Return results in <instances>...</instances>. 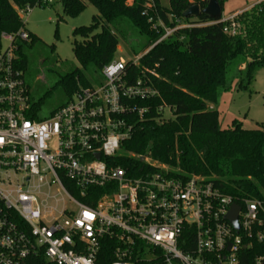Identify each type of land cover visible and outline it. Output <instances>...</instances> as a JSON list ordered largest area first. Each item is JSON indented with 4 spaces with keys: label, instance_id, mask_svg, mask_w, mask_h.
Returning a JSON list of instances; mask_svg holds the SVG:
<instances>
[{
    "label": "built area",
    "instance_id": "obj_1",
    "mask_svg": "<svg viewBox=\"0 0 264 264\" xmlns=\"http://www.w3.org/2000/svg\"><path fill=\"white\" fill-rule=\"evenodd\" d=\"M13 6L21 20L31 9ZM242 11L204 24L224 23L235 35ZM142 14L163 35L132 58L105 64L99 84L79 86L41 120L32 115L17 55L29 32H0V264H264L262 189L261 197L226 193L211 178L171 175L146 156L139 169L117 163L158 95L151 80L158 74L140 66L142 56L194 25H166L153 0ZM233 204L238 227L226 218Z\"/></svg>",
    "mask_w": 264,
    "mask_h": 264
},
{
    "label": "trees",
    "instance_id": "obj_2",
    "mask_svg": "<svg viewBox=\"0 0 264 264\" xmlns=\"http://www.w3.org/2000/svg\"><path fill=\"white\" fill-rule=\"evenodd\" d=\"M58 1L64 16H76L86 7L83 0ZM153 1L166 25L174 26L176 20L194 25L175 30L142 56L140 66L153 68L158 74L151 77L158 95L149 100V111L137 122L131 137L122 142V156L117 163L129 171L139 169L143 165L139 157L146 156L169 166L171 175L205 176L226 193L261 197L264 124L248 129L233 120L229 127H222L216 106L225 92L247 87L257 68L264 65V0L237 15L240 31L235 35L223 31L224 23L204 24L217 20L206 14L183 17V11L191 4L203 8L208 0H169L168 6H163L160 0ZM218 1L222 7L224 0ZM87 2L98 14L89 25L73 29V34L82 38L74 41L72 50L83 68L101 72L114 59L119 44L117 24L122 19L146 38L136 54L164 33L161 28L152 29L147 16L142 14L145 0ZM47 4L42 0H0V32L16 31L23 26L13 5L33 8ZM37 40V36L29 33L28 41L18 42V62L23 70L28 61L21 47ZM56 85L66 93L67 102L79 86H90L78 69L61 76ZM42 101L43 97L32 101V115L38 120L50 117L67 103L42 114L39 113ZM145 103L139 101L140 105ZM159 106L171 110L173 116L165 118L158 111ZM40 263L54 264L43 259Z\"/></svg>",
    "mask_w": 264,
    "mask_h": 264
},
{
    "label": "rangeland",
    "instance_id": "obj_3",
    "mask_svg": "<svg viewBox=\"0 0 264 264\" xmlns=\"http://www.w3.org/2000/svg\"><path fill=\"white\" fill-rule=\"evenodd\" d=\"M83 1L86 4L85 9L72 17L64 16L62 5L58 0H50L44 6H34L22 15L23 28L38 37V40L32 44H23L21 52L28 61L26 69L23 70V76L31 100L37 102L43 97L39 113L45 114L67 102L66 93L59 85H56L61 76L78 69L90 85L99 84L102 80L101 72L94 71L91 67L83 68L74 57L72 50L74 41L82 40L81 36L73 34V29L89 25L92 17L98 14L93 5L87 0ZM261 1L224 0L222 15L229 16L238 12L239 9L245 10L258 5ZM160 3L168 6L169 0H160ZM117 27L119 44L114 53V59L126 61L146 43V38L124 19L119 21ZM52 45L53 48H51ZM216 108L220 114L222 127H229L233 120L239 121L242 127L248 129L263 125L264 65L257 68L253 80L247 87L232 88L225 92ZM163 116L172 117V111L165 109ZM156 164L171 169L167 165ZM51 187L52 193L58 192L56 184H52ZM48 204L54 205V200H50ZM67 205L75 209L73 203L67 201Z\"/></svg>",
    "mask_w": 264,
    "mask_h": 264
},
{
    "label": "water",
    "instance_id": "obj_4",
    "mask_svg": "<svg viewBox=\"0 0 264 264\" xmlns=\"http://www.w3.org/2000/svg\"><path fill=\"white\" fill-rule=\"evenodd\" d=\"M200 13L208 15L210 18L218 19L222 15V7L218 0H208L206 5L203 8H200L198 4H191L187 9H185L182 13L183 17L189 16H198ZM145 159L144 156L140 157V161ZM238 206L233 204L230 212L227 215V219L235 226L238 227L237 224V214H238Z\"/></svg>",
    "mask_w": 264,
    "mask_h": 264
},
{
    "label": "crops",
    "instance_id": "obj_5",
    "mask_svg": "<svg viewBox=\"0 0 264 264\" xmlns=\"http://www.w3.org/2000/svg\"><path fill=\"white\" fill-rule=\"evenodd\" d=\"M190 1H193V0H190ZM242 10H244L243 8L242 9H239L238 11H242ZM237 12V11H236Z\"/></svg>",
    "mask_w": 264,
    "mask_h": 264
}]
</instances>
